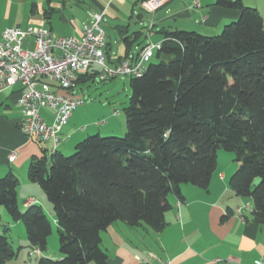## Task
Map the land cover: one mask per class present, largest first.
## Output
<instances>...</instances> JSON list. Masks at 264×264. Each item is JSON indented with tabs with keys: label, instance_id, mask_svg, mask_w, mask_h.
<instances>
[{
	"label": "trees",
	"instance_id": "1",
	"mask_svg": "<svg viewBox=\"0 0 264 264\" xmlns=\"http://www.w3.org/2000/svg\"><path fill=\"white\" fill-rule=\"evenodd\" d=\"M215 5L237 18L218 35L163 32L154 51L165 60L151 63L153 52L142 75L129 77L123 137L89 135L70 155L56 149L30 161L27 181L40 187L54 215L57 257L42 256L52 232L43 209L35 203L21 212L18 181L0 178V206L23 224L29 248L40 255L36 264H109L100 234L116 222L163 230L169 195L182 202V185L207 190L220 150L237 163L230 190L251 201L250 218L264 227L263 18L242 0ZM231 215L227 210L221 222ZM8 232L0 234V264L17 256Z\"/></svg>",
	"mask_w": 264,
	"mask_h": 264
},
{
	"label": "crops",
	"instance_id": "2",
	"mask_svg": "<svg viewBox=\"0 0 264 264\" xmlns=\"http://www.w3.org/2000/svg\"><path fill=\"white\" fill-rule=\"evenodd\" d=\"M64 1L58 3V6H53L52 1L47 0L46 8L42 4L33 3L32 14H35L34 9L41 5L39 7L42 17L31 18L28 21L29 26L47 27L58 37L79 36L82 25L90 22L91 13L84 22L68 20L62 14L60 22L69 27L68 34L56 35L54 32L50 19L54 13L64 9ZM87 1L95 9L92 13H103V17L109 16L117 23L112 26L116 37L114 40L109 38L106 42V60L111 66L119 64V61L134 58L148 44L162 43L165 31L186 30L216 35L223 25L238 16L236 11L216 6V0H168L154 13H148L149 29L144 31V25H141L143 16H140L143 11L139 7V0ZM195 1L198 2V6L194 5ZM242 2L246 6L256 8L264 24L263 1ZM251 2L254 4H250ZM7 5H10V1L0 4V8ZM134 15L137 18L134 25H138L133 30L131 22ZM14 25L20 27V24L13 22L1 23L0 34ZM156 27L157 32L154 30ZM146 39L149 41L146 42ZM18 90L19 87L15 86L11 90L0 92V178L7 174H12L16 178L17 192L22 194L24 209L26 200L39 201L38 190L34 187L36 185L29 183L26 178L28 165L34 157L40 158L44 153L50 155L52 149L27 139L18 130V123L21 120V111L17 103ZM90 106L76 109L68 125L62 129L61 143L57 148L62 154L72 153L75 145L92 133L100 135L101 131L107 134L122 131L118 122H116L118 127L112 124L111 121L115 118L110 114L105 116L107 121L100 128L90 129V123L88 127L78 128L87 114L94 110L92 108L95 106ZM40 114L47 124L52 123L53 116L50 111L42 110ZM11 153L16 154L13 162L8 160ZM220 158H225V155L218 151L216 164L218 173H213L207 190L182 185L180 187L182 202L175 195H169L171 207L164 215L163 230L153 231L145 226L130 228L122 222H116L102 232L101 247L108 257V263L149 264L150 255L170 264H254L256 261L264 263V227L252 222L251 201L234 196L229 188V178L237 166L231 163L230 167L221 169ZM20 186L22 188L19 190ZM238 209L242 210L241 215L238 214ZM227 210H230L232 215L221 222V217ZM17 226L18 222L11 227Z\"/></svg>",
	"mask_w": 264,
	"mask_h": 264
},
{
	"label": "built area",
	"instance_id": "3",
	"mask_svg": "<svg viewBox=\"0 0 264 264\" xmlns=\"http://www.w3.org/2000/svg\"><path fill=\"white\" fill-rule=\"evenodd\" d=\"M168 0H141L139 7L152 14ZM195 6L198 2L195 1ZM103 13H93L90 22L83 24L79 36L58 37L43 26L10 27L0 34V92L19 87L17 103L21 111L18 130L29 140L51 142L52 152L61 143L60 133L68 125L72 113L84 105L81 96L75 95L79 79L99 69L98 78L125 76L140 77L155 49L160 44H148L131 59L117 65H108L105 58L106 39L101 27ZM32 44V49L29 44ZM42 110L52 113L47 124ZM16 154L8 160L13 162ZM37 203L28 199L24 206ZM248 209V208H247ZM241 209L238 214L241 215ZM32 254L39 255L37 250ZM149 264H170L153 255ZM254 264H264L256 261Z\"/></svg>",
	"mask_w": 264,
	"mask_h": 264
},
{
	"label": "rangeland",
	"instance_id": "4",
	"mask_svg": "<svg viewBox=\"0 0 264 264\" xmlns=\"http://www.w3.org/2000/svg\"><path fill=\"white\" fill-rule=\"evenodd\" d=\"M10 1V7L3 6L0 8V24L7 22H13L14 24H20V28H24L30 25V22H28L31 18H41V12L40 7L41 5H38V8L34 9V13L32 14V6L34 4H42L43 7L46 8L45 1L47 0H0V4H3L4 2ZM52 1L53 6H58V3H60L62 0H50ZM249 3V0H245ZM263 1L264 4V0ZM254 2V1H253ZM254 4V3H250ZM40 6V7H39ZM52 6V5H51ZM252 7V6H249ZM8 8V9H7ZM254 8V7H253ZM37 10L39 13H37ZM94 8L89 4L87 0H65L64 1V9L60 10L57 13H54L51 16L50 22L51 25L54 28V32L56 35H67L69 31V27L60 22V16L64 14L68 20L74 19L78 22H84L87 19V15L89 13L90 16L94 12ZM141 15L143 16V20L141 21V25H144L143 30L149 29V20L150 15L146 12H142ZM125 17V15H124ZM137 20L136 15L133 17L132 29L134 30V21ZM124 22V21H123ZM232 21H228L226 25L230 24ZM115 21L111 20L109 16H104L103 20L101 22V27L105 33V39L106 42L109 38L116 37V32L112 29V26L116 25ZM224 26V25H223ZM15 27V25H14ZM158 27H156L154 30H158ZM223 28V27H222ZM222 29L219 33L220 34ZM157 32V31H156ZM205 34V33H201ZM215 35V34H212ZM210 35V36H212ZM109 36V37H108ZM160 37V36H159ZM149 41L146 39V42ZM29 47L32 49V44H29ZM155 52V51H154ZM160 60H165V57H161L160 59L157 58L156 52L154 53V56L151 58V63H158ZM147 65V63H145ZM129 77L125 76H119L112 80H106V81H100L98 77L94 79V81H87L84 83L78 84L75 95L81 96V98L84 100V105L80 106L81 109H84L85 107L90 105H94L95 107L92 108L94 110L90 111L85 119L83 120V123L78 125V128H81L82 126L88 127V123H90V129H96L100 128L104 125V123L107 121V114L111 117L114 116L115 120L111 121L112 124L115 126L117 125L116 122L119 123V127L121 128L119 133L118 131H115L114 134H107L103 131H101L100 136L101 137H107V136H113V137H123L126 132V120L125 115L123 112V109L128 106L129 103V97H130V87H129ZM80 111V110H79ZM84 124V125H83ZM71 127H73L71 125ZM118 127V125L116 126ZM124 130V131H123ZM97 134L92 133V135ZM89 136V135H88ZM41 146H49L51 149L53 148V145L51 142H40ZM60 145V144H59ZM59 150V149H57ZM73 153V151H72ZM70 153V154H72ZM219 153L225 155V158L221 159L219 161L221 169H225L230 167L231 163H234L237 166V163L234 162V154L225 152L223 150H220ZM68 153V155H70ZM218 168L216 166V169L214 171L215 173H218ZM27 173V171H26ZM25 173V174H26ZM36 185V184H34ZM38 190V196L39 201L37 204L43 209L44 213L46 214L48 220L51 223L52 232L51 235L48 238L47 243V250L45 253L42 254V256H51L52 258H55L58 253V233H57V226L54 222V215L52 212V208L50 204L47 202L45 195L43 194L42 190L38 185L34 186ZM22 188V186L19 187ZM22 194L17 192V203L19 210L21 212L24 211L23 209V203H22ZM14 224L12 222V219L7 214L4 207L0 206V234L3 232L4 227L9 228L8 232V238L10 240V243L14 250H17V256L13 260L9 261L6 264H36L37 260L40 255L36 256L35 254H32L33 251L29 248L28 241L26 238V232L23 224L21 222H18L17 227L12 228L11 226Z\"/></svg>",
	"mask_w": 264,
	"mask_h": 264
},
{
	"label": "water",
	"instance_id": "5",
	"mask_svg": "<svg viewBox=\"0 0 264 264\" xmlns=\"http://www.w3.org/2000/svg\"><path fill=\"white\" fill-rule=\"evenodd\" d=\"M140 16H142V15H140Z\"/></svg>",
	"mask_w": 264,
	"mask_h": 264
}]
</instances>
